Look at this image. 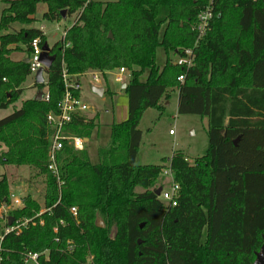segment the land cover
Masks as SVG:
<instances>
[{
  "label": "trees",
  "instance_id": "obj_1",
  "mask_svg": "<svg viewBox=\"0 0 264 264\" xmlns=\"http://www.w3.org/2000/svg\"><path fill=\"white\" fill-rule=\"evenodd\" d=\"M0 2V109L18 99L29 76L17 52L28 57L32 39L45 42L41 29L30 26L36 6L44 5L42 20L64 23L49 46L54 58L44 82L32 85L45 87L47 100L26 99L0 118V165L28 166L44 176L41 203L25 194L19 208L6 212L0 264H23L27 253L37 254L36 264H251L264 235V0ZM207 5L213 15L196 40L195 17ZM187 48L191 65H175L172 57ZM118 67L129 73L122 88L126 117L110 122L95 163L85 148L63 143L55 156L58 187L46 170L45 115L56 112L62 72L77 84L86 70ZM171 89L176 113L204 117L206 135L204 154L192 163L180 153L167 159L178 187L174 205L154 194L158 182L165 184L166 159L134 162L141 114L151 107L160 113L159 100ZM103 95L110 109L111 92ZM97 126L94 113L72 117L63 130L88 139ZM9 200L2 175L0 206Z\"/></svg>",
  "mask_w": 264,
  "mask_h": 264
},
{
  "label": "rangeland",
  "instance_id": "obj_2",
  "mask_svg": "<svg viewBox=\"0 0 264 264\" xmlns=\"http://www.w3.org/2000/svg\"><path fill=\"white\" fill-rule=\"evenodd\" d=\"M99 1L107 2L113 0ZM4 5V3L0 2V9ZM39 6H43V4H38L37 8H39ZM41 13L42 12H40L39 9L38 11H36L34 16L35 20L30 24V26L39 28L43 31V34L46 38L45 43L49 47L50 43L59 39L63 25L60 24L59 28V26H57V23L42 20ZM14 26H17V24H14ZM25 55L26 53L24 51H19L16 54L17 57H24ZM172 59H174V57H172ZM162 61L163 52L161 48L158 47L156 48L155 63L160 66L162 64ZM42 76L44 81V74ZM128 78L129 74L127 72L126 81L128 80ZM79 80L82 87V101L83 103L89 105V107L93 111V113L87 112L85 116L89 117L94 113H98L100 122V135H102V133H104L103 128H106V124H104V120H106V117H103L105 101L98 102L94 99H89L85 95H90L89 87L97 84L91 81V76L85 75L79 78ZM29 83H33V74H30L22 83L21 96H19V98L12 105H9L5 109H0V118L10 113L13 105L16 107L19 106L20 102L23 100L22 98L25 99L34 95L36 89L31 86L27 87V84ZM118 86V83H116V87ZM41 91L45 92V87L42 88ZM175 101V96L172 94L169 103L162 108L160 113H158V111H155L156 109H148L145 112L143 111V113L141 114L137 122V129L139 128L138 130L141 132L139 143V150L141 155L140 157L135 158L134 162L136 164H158L161 162V159H159L158 155L166 159L165 163H167V159L172 153H180L188 163H192L194 158L204 154L206 148L205 118L191 114H177ZM122 104L123 100L114 98V106L117 105L119 109ZM169 130H171L170 135L168 134ZM106 143L107 142H102L100 138L96 142L89 141L87 150L89 151V161L91 163H95L97 161L95 147L97 145H105ZM147 154H151L152 156L149 155L148 157H146ZM6 172L8 181H13L12 184L15 183L16 185H18L19 183L16 181L17 177L22 178L21 184L18 186L15 185L18 188H14L12 184L10 185L11 191L9 192L20 196L29 194L31 198H34L36 201L41 203L44 178L42 174H36V171L28 166L19 167L13 165L7 166ZM163 181H165V184H162V182L158 183H160L159 185H162L164 189L169 185V181L166 178H164ZM2 223L3 222L0 220V224ZM24 264L34 263L29 261Z\"/></svg>",
  "mask_w": 264,
  "mask_h": 264
},
{
  "label": "built area",
  "instance_id": "obj_3",
  "mask_svg": "<svg viewBox=\"0 0 264 264\" xmlns=\"http://www.w3.org/2000/svg\"><path fill=\"white\" fill-rule=\"evenodd\" d=\"M213 11L209 5L205 6L199 12H197L195 17V23L193 25L194 30L197 33L196 40L201 37L208 26L210 19L212 18ZM62 35V33H61ZM30 46V54L27 57L28 65H29V75L36 72V70L40 67L38 62V54L40 52V46L38 45V41L36 38L32 39L29 43ZM172 62L175 65L183 66L187 68L192 63V52L191 49L187 48L184 49L182 55L174 57ZM116 77L115 80L118 82L122 81V76L127 74V70L123 67L116 68ZM62 82H63V93L56 104V112H48L45 115V126L49 130L47 132V139H48V162L46 165V170L50 172V174L55 178L57 186L59 187L62 183L59 180V173L55 166V156L57 151H59L63 145L66 143L70 145L75 150L82 149L83 140L80 137L74 136L71 133L64 131L63 127L67 124L72 117L74 116H85L87 112H91V108L83 103L78 96H74L72 91L79 89V83L77 84L73 81V79H69V77L62 72L61 75ZM98 80V76L93 74L92 81L96 82ZM177 81L182 80V75H178L176 77ZM47 93L42 92L41 99L47 100ZM171 133V130H169ZM161 175L168 179L169 185L166 188H160L159 190V198L170 205L175 204V199L177 197V184L173 181L172 172L169 167V164L166 163V166L162 168ZM10 200L7 204H2L0 206V220L5 221L6 217V209H11L17 207L21 201L18 198H13L12 195H9ZM69 212L71 213L72 217L75 218L76 216V209L75 207H70ZM25 221L21 223H15L13 226L4 227L3 232L6 233L13 229H17L19 225H23ZM55 232V229L52 230ZM37 254L36 253H27L23 257V264L29 261L36 263Z\"/></svg>",
  "mask_w": 264,
  "mask_h": 264
},
{
  "label": "crops",
  "instance_id": "obj_4",
  "mask_svg": "<svg viewBox=\"0 0 264 264\" xmlns=\"http://www.w3.org/2000/svg\"><path fill=\"white\" fill-rule=\"evenodd\" d=\"M94 1H99V0H94ZM100 2H104V1H100ZM37 6H36L35 13H36V11H38V9H39L40 12H43L44 11V5L43 6H39V8H37ZM1 9H0V11H1ZM35 13L32 15L33 17L35 16ZM51 22L57 23V26H59V28H60V24L64 26L63 22H61V21H57V22L56 21H51ZM59 28H57V29H59ZM62 30H63V28H62ZM62 30H61V33H62ZM42 33H43V31H42ZM60 36H61V34H60ZM52 43H50V45ZM22 58L24 59V58H27V57H22ZM93 74H95V75L98 76V80L96 82H94V83H97V84L96 85H92V86H98V87H101L102 90H105V89L108 90L109 92H111V96L109 98L110 109H106V110L104 109V113H103L104 114L103 117H106V120H104L105 123L103 122L104 124H106V126H105L106 128H103L104 129V133H102V135H100V126H99L100 125L99 124L100 122H99V116H98V126L91 132V134H90V136H89L88 139L87 138H82V140H83L82 148H85L86 149L88 158H89V151L87 150V147H88L89 141L96 142L100 138L102 142H107L108 135H109V124H110V122L111 121H113V122H120V121L124 120L125 117H126V95L123 93L122 88H121V85L122 84H125V82H126V75L124 74L122 76V81L121 82H118L117 80H115V77H116L115 69L114 70L113 69L112 70H107V71H103V72H99V71H95V70H86L81 75H78L77 80H78V83H79V89H78V97H79V99L81 101L83 100L82 89H81L82 87H81V82H80L79 78H81L82 76H85V75H89V76H91V81H92V75ZM144 77H145V74H142L139 77V79L140 80H143ZM33 83H34V80H33ZM33 83L32 84L31 83L27 84V87H29V86L33 87L32 86ZM116 83H118V85H119L118 87H116ZM90 87H89V89H90ZM89 92H90V95L85 94L89 99H94V100H96L98 102H104L106 100L105 96L103 95V91H102V95L101 96L95 95L90 90H89ZM172 94L175 96V100H177V92H176V90L175 89H171V90H169V91L166 92L165 96H162L160 98V100H159L160 105H162L163 107L166 106L169 103V100H170V97H171ZM20 96H21V94H20ZM31 98L32 97L25 98V99L22 98L23 99L22 101H24L26 99H31ZM114 98L123 100V104L120 106L119 109H118V106L117 105H115V106L113 105ZM13 107H16V106L13 105ZM114 108H115V110H114ZM148 109H156V108H153V107L147 108V109L144 110V112L146 110H148ZM155 111H158V110L156 109ZM91 113H93V111H91ZM168 134L170 135L171 133H169V131H168ZM140 137H141V132H140ZM139 143H140V141H139ZM99 146H103V145H97L96 147L95 146L94 147L97 149V147H99ZM96 149H95V153H96ZM3 150H4V148L2 146H0V152L3 151ZM140 155L141 154H140L139 144H138V148H137V152H136L135 158L136 157H140ZM149 155L152 156L151 154H147L146 157H148ZM158 157H159V159L162 158V157H160V155H158ZM3 166H4L5 171L3 169ZM7 166H9V165H0V176L4 175L6 177L7 184H8V191H11L10 185L13 183V181H10V180L8 181L7 172H6V167ZM19 167H21V166H19ZM24 167H26V166H24ZM21 180H22L21 177H19V178L17 177V180L16 181L19 183L18 185L21 184ZM15 185H16L15 183L12 184V186H14V188H18V187H16L18 185H16V186ZM9 195H12L13 198H18L21 201L22 196L17 195V194H14V193H11V192H9ZM21 205H22V202L17 207H14V208H19ZM8 210L9 209H6V212ZM6 217H7V215H6ZM7 226H9V224ZM34 264H36V263H34Z\"/></svg>",
  "mask_w": 264,
  "mask_h": 264
},
{
  "label": "water",
  "instance_id": "obj_5",
  "mask_svg": "<svg viewBox=\"0 0 264 264\" xmlns=\"http://www.w3.org/2000/svg\"><path fill=\"white\" fill-rule=\"evenodd\" d=\"M63 13V11H61ZM109 36V34H108ZM54 56L49 54V47L47 44L44 42L40 46V52L38 54V62L40 64V67L36 70V72L33 75V80L34 83L40 84L43 83V74L44 70L47 69L53 60ZM24 63H28V59L24 58L23 59ZM124 87V84L121 85V88ZM90 91L94 93L97 96L102 95V88L98 86H91ZM42 97V92L41 89H36L34 95L32 96V100H40ZM233 143H235V140H233ZM160 187H158L155 191L154 194L158 195L159 194ZM9 224V223H8ZM251 264H264V235L261 237V244L258 248V250L254 253V258Z\"/></svg>",
  "mask_w": 264,
  "mask_h": 264
}]
</instances>
